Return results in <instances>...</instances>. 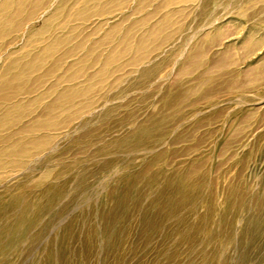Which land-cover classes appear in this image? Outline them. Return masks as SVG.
I'll list each match as a JSON object with an SVG mask.
<instances>
[{
  "label": "rangeland",
  "instance_id": "rangeland-1",
  "mask_svg": "<svg viewBox=\"0 0 264 264\" xmlns=\"http://www.w3.org/2000/svg\"><path fill=\"white\" fill-rule=\"evenodd\" d=\"M0 264H264V0H0Z\"/></svg>",
  "mask_w": 264,
  "mask_h": 264
}]
</instances>
